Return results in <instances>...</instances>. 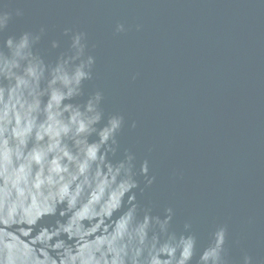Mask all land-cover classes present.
Masks as SVG:
<instances>
[{
  "label": "water",
  "instance_id": "95a60500",
  "mask_svg": "<svg viewBox=\"0 0 264 264\" xmlns=\"http://www.w3.org/2000/svg\"><path fill=\"white\" fill-rule=\"evenodd\" d=\"M0 264H264V0H0Z\"/></svg>",
  "mask_w": 264,
  "mask_h": 264
},
{
  "label": "clouds",
  "instance_id": "9594fccd",
  "mask_svg": "<svg viewBox=\"0 0 264 264\" xmlns=\"http://www.w3.org/2000/svg\"><path fill=\"white\" fill-rule=\"evenodd\" d=\"M21 13L18 11L17 12V15H20ZM2 16H3V19L5 22H7L10 18H11V14L10 13H7V12H2ZM118 31H123V25H120L119 28H118ZM82 39V34H77L75 37H74V46H78V50H79V53L82 54V51H83V46L80 45V41ZM55 46V44H54ZM93 63V58L89 57L88 59V62H87V65L90 66L91 64ZM85 67V65L82 63L81 67L77 69L76 71V74H75V82L77 84H79L80 80L85 78L86 75H88L87 73H85L83 71V68ZM57 79H62V82L67 84L68 81L66 78H60V77H57ZM56 80L54 79L53 83H55ZM71 94V93H69ZM100 93H97V99L100 98ZM56 96V93L54 92V97ZM114 127L116 126L115 124L113 125ZM223 231L225 230H221V234L223 233ZM193 243L194 241H191L189 240L187 242V244L185 245V248H184V252H183V255L185 258H190L191 256V250H192V247H193ZM203 259H206L207 258V253H205L204 257H202Z\"/></svg>",
  "mask_w": 264,
  "mask_h": 264
}]
</instances>
